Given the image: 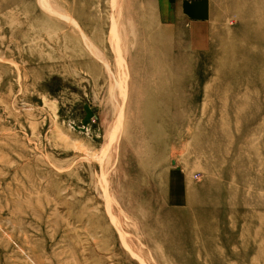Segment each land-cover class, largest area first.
<instances>
[{"label":"rangeland","instance_id":"1","mask_svg":"<svg viewBox=\"0 0 264 264\" xmlns=\"http://www.w3.org/2000/svg\"><path fill=\"white\" fill-rule=\"evenodd\" d=\"M0 264H264V0H0Z\"/></svg>","mask_w":264,"mask_h":264},{"label":"crops","instance_id":"2","mask_svg":"<svg viewBox=\"0 0 264 264\" xmlns=\"http://www.w3.org/2000/svg\"><path fill=\"white\" fill-rule=\"evenodd\" d=\"M203 4L199 5V4H194V5H191L189 6L188 8V12L191 14V15H196V11H198V8L202 7ZM198 6V7H197ZM194 7H196V11L194 9ZM173 190H177V185H175V182H173Z\"/></svg>","mask_w":264,"mask_h":264},{"label":"water","instance_id":"3","mask_svg":"<svg viewBox=\"0 0 264 264\" xmlns=\"http://www.w3.org/2000/svg\"><path fill=\"white\" fill-rule=\"evenodd\" d=\"M173 164H176V162H173Z\"/></svg>","mask_w":264,"mask_h":264}]
</instances>
